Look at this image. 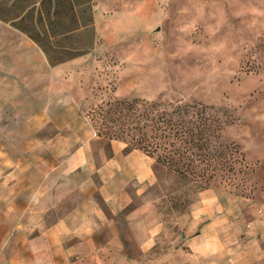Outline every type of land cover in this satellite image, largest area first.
I'll list each match as a JSON object with an SVG mask.
<instances>
[{"label":"crops","instance_id":"crops-1","mask_svg":"<svg viewBox=\"0 0 264 264\" xmlns=\"http://www.w3.org/2000/svg\"><path fill=\"white\" fill-rule=\"evenodd\" d=\"M95 3L0 0V264H134L125 250L165 236L162 220L141 232L129 212L156 181L153 159L101 137L85 113L77 64ZM199 202L175 216L159 264H264V204Z\"/></svg>","mask_w":264,"mask_h":264},{"label":"rangeland","instance_id":"rangeland-1","mask_svg":"<svg viewBox=\"0 0 264 264\" xmlns=\"http://www.w3.org/2000/svg\"><path fill=\"white\" fill-rule=\"evenodd\" d=\"M95 4L96 25L87 27L86 56L77 67L87 86L80 92L85 113L101 137L132 146L130 136L140 133L119 103L133 100L199 103L211 108L219 127L213 145L221 155L212 160L217 169L210 181L181 176L151 157L156 181L129 212L141 232L162 220L166 233L146 253L125 251L134 264H159V257L173 256L166 242L179 234L175 216L201 206L195 202L202 193L264 204V0Z\"/></svg>","mask_w":264,"mask_h":264},{"label":"trees","instance_id":"trees-1","mask_svg":"<svg viewBox=\"0 0 264 264\" xmlns=\"http://www.w3.org/2000/svg\"><path fill=\"white\" fill-rule=\"evenodd\" d=\"M119 105L131 112L132 129L140 133L130 136L134 142L131 148L155 155L157 162L174 167L181 176L189 174L205 181L214 177L217 168L212 160L221 154L213 145L219 127L210 107L195 102L155 104L138 100ZM181 160L186 163L180 165Z\"/></svg>","mask_w":264,"mask_h":264}]
</instances>
